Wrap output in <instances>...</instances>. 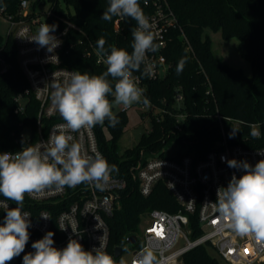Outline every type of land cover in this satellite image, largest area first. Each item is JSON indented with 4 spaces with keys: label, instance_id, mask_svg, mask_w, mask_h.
Masks as SVG:
<instances>
[{
    "label": "trees",
    "instance_id": "obj_1",
    "mask_svg": "<svg viewBox=\"0 0 264 264\" xmlns=\"http://www.w3.org/2000/svg\"><path fill=\"white\" fill-rule=\"evenodd\" d=\"M45 1L52 4V16L48 18V23L56 24L58 30L63 25L54 20L53 15L70 18L95 45L103 37L106 40V49L114 45L131 53V33L136 21L125 18L122 31L115 32V17L110 22L101 19L109 0H64L66 8L61 6L59 0H36L33 8ZM20 2L21 0H0V8L16 14ZM168 2L191 44L193 53L184 45L180 31L174 30L170 34L165 52L171 64L168 75L162 80L154 81L143 78L147 84L146 96L153 104L162 108L172 110L174 95L178 89L182 90L185 121L176 130L175 117L164 115L161 122L152 117V131L143 134L136 146L123 153L119 142L128 124L127 112L116 114L119 123L115 127L109 126L107 121L93 127L101 153L109 164L118 168V172L111 175L125 179L128 183L120 197V208L107 219L110 229L108 252L111 254H114L117 247L124 250L128 245L127 239L138 234L141 216L146 212L158 209L177 213L180 210L176 199L162 183L156 185L147 198L140 195L135 188L130 169L140 160L142 151L157 152L169 143L176 142L189 147L186 151L180 150V156L187 155L195 161L202 160L208 152L220 147L221 127L217 115L222 118L223 126L229 134V145L264 148V0ZM141 8L145 14L149 13L148 9ZM206 30L219 32L227 41L238 40L239 53L250 64L251 77L243 70L227 65L215 55ZM83 54V45H75L64 57V65L90 75H100L106 71L105 67L97 65L93 59L84 57ZM184 56L188 58L187 63L183 72L177 75L176 64ZM0 57L8 66L7 72L1 73L0 63V153L14 154L37 138L38 103L30 94L26 96L28 101L24 111L18 110L16 98L25 93L28 82L18 62L16 44L10 35L6 38L0 35ZM203 71L210 80L211 95H207L208 85ZM136 74L141 75V72ZM109 99L114 98L110 96ZM253 125L260 131L258 138L250 135ZM28 127L32 129L31 143L21 137ZM233 128L239 131L234 138H230ZM0 198L3 196L0 195ZM5 215L0 213V224L3 223ZM190 226L194 230L193 238L201 235L196 215L190 217ZM211 248L216 251L211 244L193 249L183 256V264H220L217 257L210 254ZM10 263H15L14 259Z\"/></svg>",
    "mask_w": 264,
    "mask_h": 264
},
{
    "label": "built area",
    "instance_id": "obj_2",
    "mask_svg": "<svg viewBox=\"0 0 264 264\" xmlns=\"http://www.w3.org/2000/svg\"><path fill=\"white\" fill-rule=\"evenodd\" d=\"M139 2L142 7L149 10L146 15L153 24L152 30L156 33V42L161 45L159 51L148 53L149 62L154 63L156 67L154 77L146 79L148 81L162 80L171 68L165 52L172 31L179 30L187 50L192 53L193 50L168 0H146V2L139 0ZM39 4L33 8L32 0H21L16 14L8 13L5 8H0V18L10 26L8 35L16 44L18 62L28 82L25 93L19 94L16 98L18 110L24 111L28 101L26 96L30 94L38 103L36 140L32 142V129L29 127L21 134L22 138L32 144L46 142L54 127L64 123L51 106V89L47 84L52 81L54 74L58 81H62L67 77L68 72L75 71L64 65V57L70 50L77 44L83 45L84 57L93 59L97 65L107 68L102 58L96 55V45L88 40L83 29L74 24L70 18L53 15L52 18L63 25L62 29H56L53 33L61 41L53 52L29 40L36 35L40 25L44 23L50 25L48 18L52 16L51 9L48 12L38 13ZM124 20L125 18L115 17L113 23L115 32L122 31ZM0 63L1 73L7 72L8 66L1 57ZM203 74L208 85L207 95H211L210 80L205 71ZM134 75L140 78V86L145 89L146 95L145 79L139 74L134 73ZM183 102L184 95L182 90L178 89L174 95L172 110L156 106L151 101L150 107L136 104L141 119L150 122L146 134L152 131V117L157 122H161L163 116L167 114L176 118L175 129L179 130L186 119ZM130 108L122 107L121 112H127ZM217 118L221 127L220 147L208 152L204 159L195 161L190 156H180V151L173 156H166L165 146L157 152L142 151L140 160L130 169L135 188L140 195L149 197L156 185L162 183L176 199L180 210L177 213H169L154 209L142 215L139 234L136 235L137 242L133 244L136 248L128 259L122 257L123 250L117 258L108 252L110 229L107 219L120 208L121 194L128 186L125 179L111 175L109 185L104 191L81 184L75 188L65 187L60 192H46L43 196L35 198L26 195L23 211L31 215L29 217L31 227L28 229L30 239L20 258L16 257L15 263L10 264H23V255L34 252L32 243L43 238L48 231L54 233V246L58 249L66 247L71 237L78 240L85 250L90 251L100 247L101 238H103L105 250L116 259L117 264L120 259H124L126 264H133L137 253L145 246H151L158 257L164 259V264H177L186 253L205 244H211L222 260L228 264H253L254 262L264 264V249L260 248L252 237H241L228 229L220 230L218 214L212 206L217 199V189L227 187L233 174L237 178L243 174L242 170L228 167L226 161L243 160L254 166L259 160L264 159V156L258 154V152H264V148L229 145V134L223 126L222 118L219 115ZM253 126L260 134L258 127ZM69 134L81 144L85 153L93 154L96 151L101 153L93 127ZM3 199L0 198V200ZM7 203L10 208L17 206L11 201ZM0 213L6 214L3 208H0ZM42 214H47L50 219H43ZM195 215L202 233L193 238L194 230L190 226V217ZM62 223L66 224V230L59 228ZM70 225H76V231L79 234H74ZM158 232L162 234L161 237L156 236Z\"/></svg>",
    "mask_w": 264,
    "mask_h": 264
},
{
    "label": "clouds",
    "instance_id": "obj_3",
    "mask_svg": "<svg viewBox=\"0 0 264 264\" xmlns=\"http://www.w3.org/2000/svg\"><path fill=\"white\" fill-rule=\"evenodd\" d=\"M114 17L136 21L137 26L131 33V53L114 45L106 49V40L99 38L96 55L102 58L106 71L100 75L68 72L62 81H58L54 74L47 84L51 89V106L64 123L54 127L46 142L27 144L14 154L0 153V195L4 198L0 200V208L6 212L0 224V264H10L20 256L30 239L31 215L23 211L26 195L35 198L46 192H60L65 187L75 188L81 184L104 191L111 174L118 172L117 166L109 164L99 151L85 153L69 133L103 125L105 121L115 127L119 118L113 111L114 106L128 109L142 104L150 107L145 89L140 86V78L134 73L141 72L145 78L155 75L156 65L149 62L148 53L159 51L161 45L156 42L153 24L139 0H109L101 19L110 22ZM56 29V24L44 23L29 40L53 52L61 43L53 35ZM187 60L184 56L177 62V75L183 72ZM110 96L114 99L110 100ZM238 131L233 128L230 138H234ZM250 135L259 137L255 126H252ZM258 154L264 156V152ZM226 162L228 167L242 170L243 174L239 178L233 174L227 187L217 189V199L212 206L218 214L220 230L228 229L238 236L252 237L264 249V159L254 166L243 160ZM8 201L17 206L10 208ZM41 217L50 219L47 214ZM70 226L74 234H79L76 225ZM59 228L66 230V224L62 223ZM53 236L54 233L48 231L43 238L33 242L34 252L23 255V264H117L105 250L103 238L100 247L88 251L71 237L66 247L58 249L54 246ZM156 236L161 237L162 234L158 232ZM118 264L126 262L120 259ZM133 264H164V259L158 257L151 246H145L137 253Z\"/></svg>",
    "mask_w": 264,
    "mask_h": 264
},
{
    "label": "rangeland",
    "instance_id": "obj_4",
    "mask_svg": "<svg viewBox=\"0 0 264 264\" xmlns=\"http://www.w3.org/2000/svg\"><path fill=\"white\" fill-rule=\"evenodd\" d=\"M36 0H32L35 2ZM60 4L63 8H66V4L64 0H59ZM51 3L49 1H45L39 4L37 7L38 13L48 12L51 8ZM9 24L0 18V35L3 38H6L9 33ZM212 41V49L215 55L223 60L227 65L231 66L235 69H241L248 76H252V70L250 64L240 55L238 50V40H224L219 32H213L211 30H206L205 32ZM122 106H114L113 111L115 114L120 113ZM128 118V124L125 128L124 134L119 142L121 153H123L127 149H131L136 146L143 134L147 132L150 127V122L148 120L141 119L140 111L137 105L131 106V108L126 113ZM189 147L183 144H178L176 142H171L165 147L166 156H173L178 151H186ZM139 234V231H138ZM136 246L128 244L123 250L122 257L128 259ZM210 254L214 257H217L220 264H228L224 260L220 258L218 253L211 248ZM177 264H183L182 260H180ZM253 264H262L260 262H254Z\"/></svg>",
    "mask_w": 264,
    "mask_h": 264
},
{
    "label": "water",
    "instance_id": "obj_5",
    "mask_svg": "<svg viewBox=\"0 0 264 264\" xmlns=\"http://www.w3.org/2000/svg\"><path fill=\"white\" fill-rule=\"evenodd\" d=\"M136 242H137V237H136V236H131V237H129V238L127 239V243H128V244L133 245V244H135ZM121 252H122V249H121L120 247L115 248V250H114V256H115L116 258L119 257V256L121 255Z\"/></svg>",
    "mask_w": 264,
    "mask_h": 264
}]
</instances>
